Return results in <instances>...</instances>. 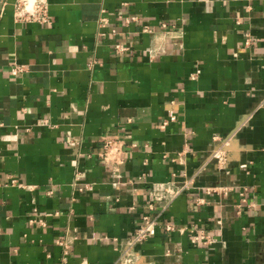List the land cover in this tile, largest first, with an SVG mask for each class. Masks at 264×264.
<instances>
[{"label":"crops","instance_id":"0c3cea01","mask_svg":"<svg viewBox=\"0 0 264 264\" xmlns=\"http://www.w3.org/2000/svg\"><path fill=\"white\" fill-rule=\"evenodd\" d=\"M14 1L0 13V264H264V0H47L48 24L14 22ZM102 135L123 143L118 177ZM185 180L148 209L152 188ZM144 214L155 233L128 247ZM200 231L211 241L191 245Z\"/></svg>","mask_w":264,"mask_h":264},{"label":"built area","instance_id":"2783aa9c","mask_svg":"<svg viewBox=\"0 0 264 264\" xmlns=\"http://www.w3.org/2000/svg\"><path fill=\"white\" fill-rule=\"evenodd\" d=\"M5 5V0H0V13L3 10V7ZM13 20L14 22H37L41 24H48L50 23V18L48 15V1L47 0H15L13 2ZM134 16L126 17L125 21L133 20ZM107 23V19L105 16H100L97 21V25L99 27L98 35L103 36L105 28V25ZM111 32H114L111 30ZM245 44H248V40H245ZM113 50L117 53H123L128 50V47L120 44V43H114L113 44ZM91 65V63H90ZM24 71V67L21 64H13L9 67V72L11 75H16L18 73H21ZM198 71H196L193 75L190 76V78H194ZM100 142H101V150L98 152V157L101 158L104 163L110 165L112 169V173L115 177H118V167L123 161V143L121 140L109 137L106 135L100 136ZM69 144H72L74 142L69 141ZM133 146V144H132ZM210 160H216V163L219 166H222L225 163L226 156L224 149L217 147L216 150H214L211 153ZM192 180H185L181 186H174L172 182L166 185H158L152 188L150 192L151 200L148 203V209L153 210L156 203H163L161 208H164L165 205L170 203L180 192H182L185 189H188L189 183H191ZM10 183L15 184L16 181L14 178H10ZM173 184V185H172ZM231 188H225V187H219V188H205L206 194H212L216 192H223L226 193ZM194 202L196 204H204L205 199L201 197H196L194 199ZM238 208V213H239ZM141 224L136 228V230L133 232V235L130 237V239L127 241V246L132 247L135 244L141 243L155 233V218L150 217L147 214H144L141 216ZM166 230H171L172 227L169 224L165 225ZM211 240L210 238L203 233V231H200L199 234L192 233L189 239V242L191 245H197L199 243L207 244ZM55 243L59 246H62L65 252V249L67 247V244L65 241L61 239H57ZM128 251H125L124 254L127 255Z\"/></svg>","mask_w":264,"mask_h":264}]
</instances>
